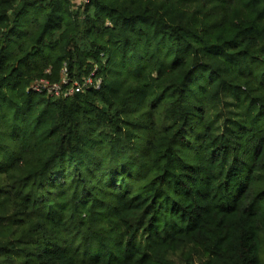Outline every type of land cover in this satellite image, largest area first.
<instances>
[{
  "label": "trees",
  "instance_id": "obj_1",
  "mask_svg": "<svg viewBox=\"0 0 264 264\" xmlns=\"http://www.w3.org/2000/svg\"><path fill=\"white\" fill-rule=\"evenodd\" d=\"M74 6L0 0V264H264V0Z\"/></svg>",
  "mask_w": 264,
  "mask_h": 264
},
{
  "label": "built area",
  "instance_id": "obj_2",
  "mask_svg": "<svg viewBox=\"0 0 264 264\" xmlns=\"http://www.w3.org/2000/svg\"><path fill=\"white\" fill-rule=\"evenodd\" d=\"M100 79H94L92 75L88 76L83 80L82 83L73 82L72 85L67 89L65 94H72L74 92H80L84 89H88L90 87L98 88L100 85ZM62 83L64 85L68 84V80L63 79ZM47 89L49 93L59 95L62 93V86L58 83L50 84L47 80H39L32 86V90L34 91H42Z\"/></svg>",
  "mask_w": 264,
  "mask_h": 264
},
{
  "label": "rangeland",
  "instance_id": "obj_3",
  "mask_svg": "<svg viewBox=\"0 0 264 264\" xmlns=\"http://www.w3.org/2000/svg\"><path fill=\"white\" fill-rule=\"evenodd\" d=\"M85 0H72L73 4L75 5L74 7L80 5L82 2H84Z\"/></svg>",
  "mask_w": 264,
  "mask_h": 264
}]
</instances>
